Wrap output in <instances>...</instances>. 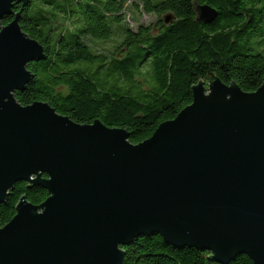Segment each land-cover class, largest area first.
Masks as SVG:
<instances>
[{
    "label": "water",
    "instance_id": "1",
    "mask_svg": "<svg viewBox=\"0 0 264 264\" xmlns=\"http://www.w3.org/2000/svg\"><path fill=\"white\" fill-rule=\"evenodd\" d=\"M28 1L0 0V204L18 182L48 197L20 198L0 228V264H123L122 248L152 234L220 264H264V82L245 93L199 81L190 105L134 145L124 129L17 102L28 64L45 59L12 12ZM195 10L198 23L215 17Z\"/></svg>",
    "mask_w": 264,
    "mask_h": 264
},
{
    "label": "trees",
    "instance_id": "2",
    "mask_svg": "<svg viewBox=\"0 0 264 264\" xmlns=\"http://www.w3.org/2000/svg\"><path fill=\"white\" fill-rule=\"evenodd\" d=\"M157 17L152 26L132 32L125 23L126 4ZM215 12L198 23L196 6ZM19 26L38 42L45 59L28 64L34 78L15 98L22 106L49 104L58 114L87 125L100 121L124 129L137 145L163 122L174 119L192 102V87L219 79L252 93L264 82V0H29L14 2ZM171 18L168 24L159 19ZM13 16H5L2 26ZM118 38L110 54L98 43ZM148 68L143 89L136 75ZM144 78V77H143ZM22 196L39 205L47 192L13 186L0 204V228L15 215ZM123 249V264H220L212 253L178 249L157 234L135 239ZM227 264H252L240 255Z\"/></svg>",
    "mask_w": 264,
    "mask_h": 264
},
{
    "label": "rangeland",
    "instance_id": "3",
    "mask_svg": "<svg viewBox=\"0 0 264 264\" xmlns=\"http://www.w3.org/2000/svg\"><path fill=\"white\" fill-rule=\"evenodd\" d=\"M166 17L167 15H163L159 19L163 20L165 24ZM157 20V17H155L154 15H147L141 10L140 12H136V10L131 5V1L126 4L125 23L132 32H135L139 28V26H152L157 22ZM118 43L119 39L113 38L108 43H98V47L101 49V52H104L105 54H110L114 50V46ZM147 71V67L142 69L139 72L140 74L136 75L134 81L136 85H143L141 86L143 89H145V78H149Z\"/></svg>",
    "mask_w": 264,
    "mask_h": 264
}]
</instances>
